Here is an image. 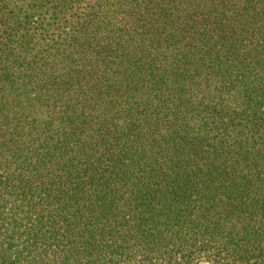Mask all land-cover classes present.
I'll use <instances>...</instances> for the list:
<instances>
[{
    "label": "trees",
    "instance_id": "1",
    "mask_svg": "<svg viewBox=\"0 0 264 264\" xmlns=\"http://www.w3.org/2000/svg\"><path fill=\"white\" fill-rule=\"evenodd\" d=\"M0 264H264V0H0Z\"/></svg>",
    "mask_w": 264,
    "mask_h": 264
}]
</instances>
